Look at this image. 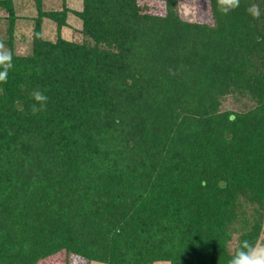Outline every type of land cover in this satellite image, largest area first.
Wrapping results in <instances>:
<instances>
[{"label":"trees","instance_id":"1","mask_svg":"<svg viewBox=\"0 0 264 264\" xmlns=\"http://www.w3.org/2000/svg\"><path fill=\"white\" fill-rule=\"evenodd\" d=\"M29 1L36 15L17 14ZM0 0V264H228L264 225V0L212 24L139 0ZM260 8L252 18L246 9ZM33 5V7H32ZM71 14L81 42L62 30ZM31 19V52L13 47ZM44 21L56 40L45 39ZM33 89L48 97L31 113ZM232 100L236 109H223ZM221 181L224 186L221 187Z\"/></svg>","mask_w":264,"mask_h":264},{"label":"rangeland","instance_id":"2","mask_svg":"<svg viewBox=\"0 0 264 264\" xmlns=\"http://www.w3.org/2000/svg\"><path fill=\"white\" fill-rule=\"evenodd\" d=\"M16 7L17 14L21 16H33L36 15L34 9H31V2L22 1ZM45 2V1H44ZM67 6L73 10H81V0H66ZM141 5L148 7L151 13L162 14L164 12L165 0H139ZM61 0H48L44 3L46 10H59L61 8ZM33 7V5H32ZM178 10L181 18L184 21L195 22V23H206L212 24V17L209 9V0H178ZM68 26L62 30V36L66 40L73 42H81L82 36L79 31L81 28V22L73 15L69 14L67 18ZM6 26L5 13L0 11V41L6 40ZM33 22L31 19L20 20L16 23L14 31L13 47L14 51L20 55H26L31 52V35H32ZM42 31L45 39L55 41L56 40V29L52 22L44 21ZM6 47V46H5ZM7 48V47H6ZM8 49V48H7ZM236 105L232 100H228L224 103L223 109L233 110L236 109ZM258 243H264V225L263 230ZM39 264H99L89 263L79 257L70 256L66 258L64 253H59L53 257H50ZM156 264H168L160 262Z\"/></svg>","mask_w":264,"mask_h":264},{"label":"clouds","instance_id":"3","mask_svg":"<svg viewBox=\"0 0 264 264\" xmlns=\"http://www.w3.org/2000/svg\"><path fill=\"white\" fill-rule=\"evenodd\" d=\"M239 3L240 0H217L218 9L224 14L239 7ZM246 11L254 19L260 17V8L256 4L248 6ZM12 67V53L5 47L3 42H0V84L7 82L9 70ZM30 97L33 101L30 106L33 115L46 110L48 97L44 91L33 89ZM220 186H224L223 181H221ZM228 264H264V243L253 244L248 240L241 241Z\"/></svg>","mask_w":264,"mask_h":264}]
</instances>
